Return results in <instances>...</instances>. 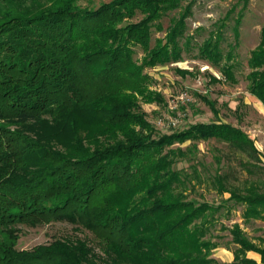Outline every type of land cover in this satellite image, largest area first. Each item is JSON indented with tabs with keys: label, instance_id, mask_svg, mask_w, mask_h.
I'll use <instances>...</instances> for the list:
<instances>
[{
	"label": "trees",
	"instance_id": "trees-1",
	"mask_svg": "<svg viewBox=\"0 0 264 264\" xmlns=\"http://www.w3.org/2000/svg\"><path fill=\"white\" fill-rule=\"evenodd\" d=\"M186 1L111 0L85 9L76 0H0V264H257L249 251L264 264V237L253 243L238 223L220 225L232 261L211 256L223 212L242 207L244 223H264V163L254 141L219 120L161 133L140 107H167L143 70L193 51L235 81L248 0H235L200 42L195 32L204 29L188 31L193 1ZM151 29L164 33L153 46ZM247 68L248 93L264 107V26ZM78 118L93 129L66 134L64 152L54 132L32 138L15 128ZM201 142L219 153L209 164L196 154ZM235 154L243 179L228 162ZM203 186L228 197L206 201ZM51 222L88 231L96 248L79 238L15 248L19 226Z\"/></svg>",
	"mask_w": 264,
	"mask_h": 264
},
{
	"label": "rangeland",
	"instance_id": "rangeland-1",
	"mask_svg": "<svg viewBox=\"0 0 264 264\" xmlns=\"http://www.w3.org/2000/svg\"><path fill=\"white\" fill-rule=\"evenodd\" d=\"M109 1L111 0H76L75 6L94 9ZM189 1H193V4L191 7L192 14L186 20L188 31L193 32L197 28L204 29L201 32H195L197 42L206 37V30L214 28L218 19L222 18L231 4L235 2V0H187L183 5H186ZM37 2L42 4V6H46L43 5L46 0H37ZM162 24L163 27H166L167 19H163ZM263 26L264 0H248L243 10V17L239 27L238 44L234 49V60L237 63V67L234 70L235 81L233 82L225 80L218 69L211 67L207 61L193 57L192 54H195L196 51L191 54H183L182 61L145 68L143 74L149 77L148 90L160 96L165 104H168L171 100L175 101L179 93L184 90L194 99L195 102L183 107L186 116L181 118L180 123L176 127H173L175 130L198 122L207 123L219 120L229 123L241 129L254 141L255 147L258 149L264 163V110L255 98L248 93L245 80V75L248 72L247 59L250 52L258 44L260 29ZM151 31L150 45L153 46L155 39L161 38L164 33L153 31V29ZM225 36L229 42H234L232 33L229 30H226ZM136 51V57L141 59L143 55L139 47L136 48ZM203 97L214 105V108L218 111L216 115H214L210 105L202 100ZM140 107L143 113L147 115V119L158 131L167 133L171 130V127L166 125V121L176 114L174 112L172 114L168 107L164 108L158 103L146 101H140ZM159 119H162L163 124H158ZM72 122L71 124L65 121H46L15 128L23 135L32 138L37 134L44 136L54 132L56 143L53 142L55 149L64 152L67 151L68 147L67 140H65L66 134L78 131L77 133L84 136L86 131L89 132V130L93 129L88 121H86L85 125L80 118ZM189 143L190 141H185L181 146H187ZM208 148L205 143H198L197 149L199 153H196L207 164L212 161V153L219 154L209 151ZM221 152L222 154H231L226 152L224 148H221L220 154ZM238 158V154L232 155L228 162L234 168V176L243 179L247 175L240 169ZM181 165L184 166V164H179V166ZM198 191L202 194L200 198L209 202H216L222 197H228V194L225 193L221 196L210 187L203 186L198 188ZM193 195L197 196L196 194ZM241 211L242 207H236L230 212H223L220 221L216 224V230L213 231L212 235L214 237L212 241L217 242L219 247L211 251V256L220 262L228 263L233 259L231 252L233 245L229 242L230 236L227 230H220V225L229 228L234 223H238L248 238L257 245L260 244L257 237H264V223L259 220L244 223L241 218ZM18 228L19 232L16 233V238L14 239L17 250L30 251L35 246L48 244L57 238L84 239L95 247L94 239L88 231L77 230L74 226L65 222H51L36 227L19 226ZM250 252L246 253L247 257Z\"/></svg>",
	"mask_w": 264,
	"mask_h": 264
},
{
	"label": "built area",
	"instance_id": "built-area-1",
	"mask_svg": "<svg viewBox=\"0 0 264 264\" xmlns=\"http://www.w3.org/2000/svg\"><path fill=\"white\" fill-rule=\"evenodd\" d=\"M193 102H195L194 99H192L191 95H189L185 90L179 93V95L175 98V101L171 100L168 102V109L170 112H174L176 115H173L172 118H168L166 125L169 127H176L180 123L181 118L186 116L184 109H179V107H187ZM158 124H163L162 119H159Z\"/></svg>",
	"mask_w": 264,
	"mask_h": 264
},
{
	"label": "crops",
	"instance_id": "crops-1",
	"mask_svg": "<svg viewBox=\"0 0 264 264\" xmlns=\"http://www.w3.org/2000/svg\"><path fill=\"white\" fill-rule=\"evenodd\" d=\"M255 100L260 104V106L264 110V107L262 106V104L257 99H255ZM248 257L253 259L257 264H261L260 263V256L258 254L250 252V253H248Z\"/></svg>",
	"mask_w": 264,
	"mask_h": 264
}]
</instances>
